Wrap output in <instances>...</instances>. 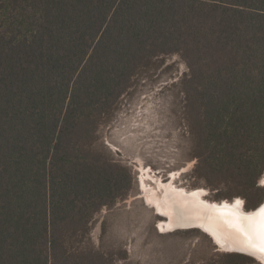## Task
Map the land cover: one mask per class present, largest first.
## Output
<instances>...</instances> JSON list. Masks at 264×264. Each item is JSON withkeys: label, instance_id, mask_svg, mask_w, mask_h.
Listing matches in <instances>:
<instances>
[{"label": "trees", "instance_id": "16d2710c", "mask_svg": "<svg viewBox=\"0 0 264 264\" xmlns=\"http://www.w3.org/2000/svg\"><path fill=\"white\" fill-rule=\"evenodd\" d=\"M170 54L188 68L195 175L230 199L254 193L244 205L257 207L264 0H0V264H116L89 234L131 176L94 147L98 127L132 78Z\"/></svg>", "mask_w": 264, "mask_h": 264}, {"label": "rangeland", "instance_id": "374dc122", "mask_svg": "<svg viewBox=\"0 0 264 264\" xmlns=\"http://www.w3.org/2000/svg\"><path fill=\"white\" fill-rule=\"evenodd\" d=\"M187 72L179 55L158 56L132 78L98 127L94 147L131 176L127 195L94 215L89 234L93 246L111 252L116 264H213L231 253L219 251L198 229L159 230L164 218L147 205L146 197L159 199L168 181L180 189H204V199L211 202L239 198L244 203L247 194L250 200L256 197L243 192L230 199L195 175L192 113L180 83ZM258 181L264 188V173ZM121 251L126 259L120 258ZM252 259L248 264H261Z\"/></svg>", "mask_w": 264, "mask_h": 264}, {"label": "bare ground", "instance_id": "6f19581e", "mask_svg": "<svg viewBox=\"0 0 264 264\" xmlns=\"http://www.w3.org/2000/svg\"><path fill=\"white\" fill-rule=\"evenodd\" d=\"M162 187L164 193L159 199L146 197L147 205L164 218L158 222L161 232L198 229L210 237L219 251H242L264 264V251L260 250L264 245V205L247 212L242 210L244 203L239 198L211 202L204 199V189H180L171 181Z\"/></svg>", "mask_w": 264, "mask_h": 264}, {"label": "water", "instance_id": "95a60500", "mask_svg": "<svg viewBox=\"0 0 264 264\" xmlns=\"http://www.w3.org/2000/svg\"><path fill=\"white\" fill-rule=\"evenodd\" d=\"M225 200H228V199H225ZM221 202H223L224 200H220ZM264 205V199H263V201L257 206V207H255L254 209H247V208H245V205L244 204H242V210H246L247 212H249V211H256V210H259L262 206ZM244 210V211H245ZM224 252V251H223ZM233 252V251H232ZM235 253H241V254H244V255H247V256H249V257H252V258H254L255 260H256V257L255 256H253V255H251V254H247V253H245V252H242V251H236ZM261 264H263L262 262H260Z\"/></svg>", "mask_w": 264, "mask_h": 264}, {"label": "snow or ice", "instance_id": "6c2138e0", "mask_svg": "<svg viewBox=\"0 0 264 264\" xmlns=\"http://www.w3.org/2000/svg\"><path fill=\"white\" fill-rule=\"evenodd\" d=\"M261 185L264 186V181H261ZM236 203L239 204L240 201L237 200ZM262 212H264V209H262ZM260 250H261V251H264V245H261V246H260Z\"/></svg>", "mask_w": 264, "mask_h": 264}]
</instances>
